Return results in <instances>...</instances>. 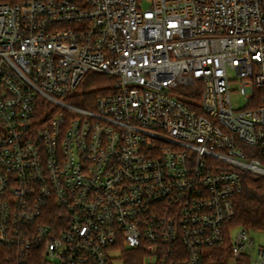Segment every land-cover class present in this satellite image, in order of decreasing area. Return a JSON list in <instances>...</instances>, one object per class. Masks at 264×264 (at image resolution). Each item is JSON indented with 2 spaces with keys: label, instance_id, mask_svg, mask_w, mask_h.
Here are the masks:
<instances>
[{
  "label": "built area",
  "instance_id": "built-area-1",
  "mask_svg": "<svg viewBox=\"0 0 264 264\" xmlns=\"http://www.w3.org/2000/svg\"><path fill=\"white\" fill-rule=\"evenodd\" d=\"M90 72L107 82L83 106ZM246 174L264 178V0H0L18 264H264V228L232 237Z\"/></svg>",
  "mask_w": 264,
  "mask_h": 264
},
{
  "label": "trees",
  "instance_id": "trees-1",
  "mask_svg": "<svg viewBox=\"0 0 264 264\" xmlns=\"http://www.w3.org/2000/svg\"><path fill=\"white\" fill-rule=\"evenodd\" d=\"M103 79L105 76L102 74L88 73L77 88L76 102L86 106L87 97L93 98L103 93L106 84ZM230 224L252 230L264 228V178L252 174L245 175L244 190L236 197V214ZM133 255L128 257L127 264H141L140 259ZM16 260L14 250L0 244V264H18ZM219 261L225 264L227 259L222 257Z\"/></svg>",
  "mask_w": 264,
  "mask_h": 264
},
{
  "label": "rangeland",
  "instance_id": "rangeland-1",
  "mask_svg": "<svg viewBox=\"0 0 264 264\" xmlns=\"http://www.w3.org/2000/svg\"><path fill=\"white\" fill-rule=\"evenodd\" d=\"M103 80L104 81L106 80L105 82H107V77H105V79H103ZM232 89H233L232 99H233V102L236 105V107L237 106L242 107V106L246 105L247 102H246L245 98L243 97V95H241L237 91L238 85L237 84H233L232 85ZM77 91H78V89L75 90V93ZM87 98L91 99V97H87ZM237 230H238V226L233 228L232 237H234L236 235ZM252 234H253V237L255 238L256 245H263L264 246V232L253 231ZM115 254L118 257V253H115ZM228 260L231 263V262H237L238 259L228 257L227 261ZM115 264H125V260L117 258V259H115Z\"/></svg>",
  "mask_w": 264,
  "mask_h": 264
}]
</instances>
